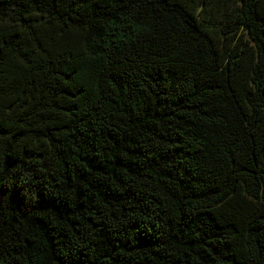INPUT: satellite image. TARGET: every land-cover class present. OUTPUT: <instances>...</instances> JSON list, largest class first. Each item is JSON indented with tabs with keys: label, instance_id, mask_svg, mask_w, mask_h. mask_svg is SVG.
I'll return each instance as SVG.
<instances>
[{
	"label": "trees",
	"instance_id": "16d2710c",
	"mask_svg": "<svg viewBox=\"0 0 264 264\" xmlns=\"http://www.w3.org/2000/svg\"><path fill=\"white\" fill-rule=\"evenodd\" d=\"M235 2L0 0V264H264V0Z\"/></svg>",
	"mask_w": 264,
	"mask_h": 264
},
{
	"label": "water",
	"instance_id": "95a60500",
	"mask_svg": "<svg viewBox=\"0 0 264 264\" xmlns=\"http://www.w3.org/2000/svg\"><path fill=\"white\" fill-rule=\"evenodd\" d=\"M4 196H5L4 191H0V206L2 204V201H3Z\"/></svg>",
	"mask_w": 264,
	"mask_h": 264
},
{
	"label": "rangeland",
	"instance_id": "374dc122",
	"mask_svg": "<svg viewBox=\"0 0 264 264\" xmlns=\"http://www.w3.org/2000/svg\"><path fill=\"white\" fill-rule=\"evenodd\" d=\"M235 1H236V2H235V6L239 5V4H238L239 0H235ZM229 9H230V11H233L234 7H233L232 4H229Z\"/></svg>",
	"mask_w": 264,
	"mask_h": 264
}]
</instances>
